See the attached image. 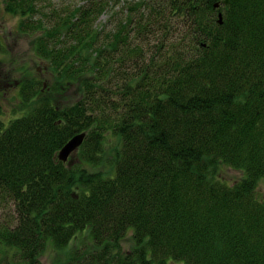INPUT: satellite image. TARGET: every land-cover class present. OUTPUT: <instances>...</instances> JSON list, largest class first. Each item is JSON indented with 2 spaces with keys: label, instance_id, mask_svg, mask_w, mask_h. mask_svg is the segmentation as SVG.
Wrapping results in <instances>:
<instances>
[{
  "label": "trees",
  "instance_id": "1",
  "mask_svg": "<svg viewBox=\"0 0 264 264\" xmlns=\"http://www.w3.org/2000/svg\"><path fill=\"white\" fill-rule=\"evenodd\" d=\"M46 1L3 0L42 73L0 122V264H264V0Z\"/></svg>",
  "mask_w": 264,
  "mask_h": 264
},
{
  "label": "rangeland",
  "instance_id": "2",
  "mask_svg": "<svg viewBox=\"0 0 264 264\" xmlns=\"http://www.w3.org/2000/svg\"><path fill=\"white\" fill-rule=\"evenodd\" d=\"M63 0H47L46 3L53 7L57 3L61 4ZM67 3L70 1L76 2V0H66ZM89 1V0H87ZM99 1V0H92ZM113 2L120 1V6L116 7V9H120L122 3L126 0H112ZM64 2V1H63ZM88 2L85 0L80 1V5H86ZM90 3V2H89ZM119 4V3H117ZM12 15H8L4 12L3 0H0V42L4 47L5 54H2V63H5V68L10 74L9 78H16L18 85H15V88L9 90L7 92V97L0 98V122L4 124H8L10 120L19 116L22 113L24 108L23 99L18 95L19 88L21 85V81H25L28 78L27 71L31 70L34 73L39 71L42 73V64L39 63V60L34 56L33 52V40L36 35L25 34L23 31L18 30V26H20L18 17H11ZM112 16V11L103 13L97 22V25H110V20ZM99 26V27H101ZM110 28V27H108ZM39 69V70H38ZM51 76L50 73L46 72L40 78H47ZM39 77V76H38ZM48 82V81H46ZM19 86V88H18ZM69 98L73 99L74 97ZM25 109V108H24ZM71 154L69 155L70 158ZM74 157V156H72ZM71 157V158H72ZM224 175L228 179H236L240 176L238 171L226 168L224 170ZM260 194V197L264 199V183L258 188L257 195ZM4 212L9 213V206L3 208ZM78 245V243H77ZM76 243L70 245V247L61 253H49L46 258H44V263L48 264H59L64 261L69 252L73 251L77 247ZM170 264H182V263H170Z\"/></svg>",
  "mask_w": 264,
  "mask_h": 264
},
{
  "label": "water",
  "instance_id": "3",
  "mask_svg": "<svg viewBox=\"0 0 264 264\" xmlns=\"http://www.w3.org/2000/svg\"><path fill=\"white\" fill-rule=\"evenodd\" d=\"M225 3L228 4L229 0H225ZM220 6L219 3L215 4L214 7L218 8ZM219 22L222 24V14H219ZM85 134H80L76 136L73 140H71L60 152L59 159L62 161H67L69 158V155L73 153L74 150H76L77 147H79L83 140H84Z\"/></svg>",
  "mask_w": 264,
  "mask_h": 264
},
{
  "label": "flooded vegetation",
  "instance_id": "4",
  "mask_svg": "<svg viewBox=\"0 0 264 264\" xmlns=\"http://www.w3.org/2000/svg\"><path fill=\"white\" fill-rule=\"evenodd\" d=\"M9 76L10 74L8 73V71L5 68V63H2L0 65V92L1 97H7V92L9 89ZM18 85V82L16 83Z\"/></svg>",
  "mask_w": 264,
  "mask_h": 264
}]
</instances>
